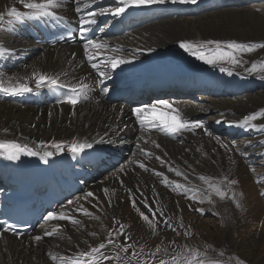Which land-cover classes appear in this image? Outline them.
I'll return each instance as SVG.
<instances>
[{
  "label": "bare ground",
  "instance_id": "bare-ground-1",
  "mask_svg": "<svg viewBox=\"0 0 264 264\" xmlns=\"http://www.w3.org/2000/svg\"><path fill=\"white\" fill-rule=\"evenodd\" d=\"M241 2L197 0L193 4L167 0L113 15L121 6L119 0H62L57 14L80 25L84 12L75 11L77 6L97 13L96 23L84 27L99 26L109 17L93 39L104 47H90L87 52L85 43L54 47L35 43L28 33L32 18L9 23L6 16L0 22V46L13 53L0 57V75L6 74L5 80L0 79L3 84L26 83L33 89L24 95L0 92V140L15 141L41 154L52 152L59 168L85 179L84 190L65 206L66 211L55 212L72 219L46 218L33 233L20 239L0 232V264H66L69 259L94 264L80 253L100 243L107 246L96 254L99 264H159L164 258L182 256H193L192 264H264V200L259 199L264 196V131L259 127L264 125V117L253 121L258 125L255 129L239 126L245 116L264 109V48L237 53L242 61L239 65H212L181 48L182 41L169 42L175 37L170 35L172 29H177L185 31L184 41L200 45L205 52L216 47L207 41H220L224 49L231 41L264 43V0ZM13 7L29 11L21 0H0V13ZM101 9L106 11L101 13ZM113 28L121 31L116 34ZM154 44L162 48L157 51ZM113 58L126 62L112 68ZM93 63L100 66L106 78L99 76ZM168 64L175 69L182 67L183 75L153 80L149 85L147 78H155L154 73ZM253 64L256 70L248 71ZM33 73L57 78L59 86L37 88ZM139 80L142 82L135 83ZM202 84L205 86L198 87ZM80 85L87 87L78 105L48 104L45 100L53 88ZM244 90L254 95L246 101L233 99L234 92ZM161 100L179 109L186 122L202 117L203 127L189 126L175 133L147 125L141 128L134 112L137 107L156 104L157 112L175 115L172 109L157 103ZM73 141L93 147L73 153L69 150ZM7 162L0 151V184ZM140 162L147 170L139 167ZM157 172L164 173L169 183H163ZM224 177L236 180L242 191ZM173 181L184 187L177 188ZM210 184L224 191L225 197L217 196ZM89 192L93 195L85 199ZM242 193L246 198L240 200ZM145 201L157 210L159 222L149 224L142 219L141 212L150 216ZM200 208L203 213L197 211ZM85 210L91 215H85ZM255 212V219L262 220L256 231L251 227ZM165 219L171 227L162 222ZM53 229V235H44ZM121 232L124 235L118 234ZM37 235L43 238L36 241ZM109 237L113 244H107ZM121 245L128 246V251ZM157 247L160 252H156Z\"/></svg>",
  "mask_w": 264,
  "mask_h": 264
},
{
  "label": "snow or ice",
  "instance_id": "snow-or-ice-1",
  "mask_svg": "<svg viewBox=\"0 0 264 264\" xmlns=\"http://www.w3.org/2000/svg\"><path fill=\"white\" fill-rule=\"evenodd\" d=\"M21 2L24 5V8L28 9L29 11H20L17 10L16 8H11L7 13H0V22L5 21L6 16L9 17V23L12 21H24L26 18H44V17H52L56 20L62 19L57 14V9L62 7V0H21ZM75 2H79V0H75ZM167 0H119V5L115 8V10L112 12L113 15H121L125 13V11L130 8V7H140V6H150L154 4H164L166 3ZM171 2L176 3V2H183V3H193L195 4L197 0H171ZM75 11L77 12H84V16L81 18L80 23L82 25H90L96 23L94 17L97 15L96 12L94 11H86L85 9L80 8L77 6L75 8ZM106 10L101 9L100 12L104 13ZM107 11H112V10H107ZM89 29L86 27L81 28V35H84L87 33ZM207 44L210 45H215L216 47L208 52L202 51L201 46L197 45L191 41H182L180 43V47L185 49L186 51H189L192 55L197 56L200 60L205 61L208 64L215 65L217 63L221 62H228L232 65H239L241 64V60L237 58V53L240 52H252L255 50V48H264V43L257 44V45H244L237 43L235 41H231L227 43V48H221V42L220 41H207ZM92 47L95 49H101L104 47L103 44L98 43L96 40H87L84 44V49L85 52L88 51V49ZM12 50L0 46V57H3L5 55H11ZM93 57L89 56V60H92ZM123 59H118V58H113L111 61V67L116 68L118 65L125 63ZM92 67L96 70V72L99 73V76L102 78H106V73L104 71H101V68L98 64L93 63ZM261 68H264V64L261 65ZM221 70H224L223 68ZM248 71H255L256 70V65L253 64L251 69H247ZM33 76L35 77V84L37 88L43 87V86H52L56 87L59 86V80L57 78L45 75L43 73L37 74L33 73ZM86 85H80L79 88L72 89L74 95H69L66 97V102L72 105H75L79 103L81 94L84 93L86 89ZM33 89L26 83H19L17 85H11L5 87L3 84L2 79H0V92H4L5 94L9 95H24L25 93L31 92ZM107 91V89H105ZM85 98H87L85 96ZM160 105H164L167 108L172 109V112L175 113V115H172L170 113L166 112H157V105H151V106H141L137 107L134 109V112L136 114L137 119L140 122L141 128H144L145 125L148 126V128H155L159 127L161 131H165L168 133H175V132H180L182 129H186L189 126L191 128L196 129V128H202V122L200 121H184L181 118V114L179 109H174L172 106L169 104L168 101L166 100H161L157 102ZM148 113L146 116L145 114ZM258 117H264V109L254 112L252 114H249L243 118V120L239 123V126L241 127H248L255 129L258 127L256 123H253V121H256ZM260 130L264 131V125H260ZM101 143L104 141L101 140ZM155 143V142H153ZM225 148L228 147V145H223ZM55 147L59 150H63L61 148L60 144H55ZM93 145L90 143H85L81 144L76 141H73V143L70 145L69 150L72 151L73 153H79L84 151L86 148H92ZM156 147H159L157 144ZM0 150H3L9 159L11 160H19L20 159V154L25 150L21 145L16 143L15 141H0ZM142 151H144L142 149ZM28 155H38L39 153L29 151L27 153ZM146 155H151V153L145 152ZM52 152H46L45 156H52ZM159 159V158H158ZM139 167L144 168L147 170L146 165L143 162L139 163ZM123 171V169H121ZM155 171V170H153ZM156 175H159L163 178L162 182L167 184L169 181L167 180V177L164 176V173L157 172L155 173ZM178 175H182L181 173H178ZM201 179H205L204 177H201ZM225 181H228L227 177H224ZM123 183V181H121ZM175 184L177 188H183L184 186L181 184H178L176 182H171ZM229 184H235L237 183L235 180L228 181ZM210 189L215 192V194L221 198H224L226 193L222 191L219 187H216L215 185L210 184L209 185ZM194 191V190H193ZM104 192L107 193L108 189H104ZM93 193L89 192L87 193V197H91ZM209 199L211 197L209 196ZM72 202L69 201V204ZM110 203V201H109ZM133 206H135L136 201L132 200ZM145 207L147 208L149 215H145L143 212L140 213L142 219L145 222H148L149 224H152L153 221H157V210H154L152 206L147 205L145 201ZM197 211L203 213L204 209L200 208L197 209ZM85 215H91L87 210H85ZM161 217L163 216V213L161 212L159 214ZM72 219L71 217H64L63 215L57 216L56 213L50 212L48 213L47 219ZM74 223L79 224V220H73ZM159 222V221H157ZM164 224H166L168 227H171V223L169 220L165 219L162 221ZM116 223H119L116 221ZM11 227V226H10ZM121 228H123V225H120ZM180 227H183V224L180 225ZM56 230L53 229L51 232H44L45 236H51L54 234ZM175 231V229H173ZM119 235H124V233H118ZM185 235H191V233L185 232ZM43 237L40 235H37L34 237L36 241H40ZM114 241L110 237L107 239V244H113ZM174 243V241H173ZM107 245L105 243H100L98 247L92 248L90 251L82 252L80 253V257H87L90 258L94 264H99V262L96 259V254L100 253L101 249H104ZM123 251L127 252L128 251V246L121 245L120 246ZM156 252H160V248H156ZM53 259H56V257H52ZM119 259V255L116 257ZM104 259H110L109 257H104ZM176 258L173 257V262L175 264ZM66 264H85V262L82 259H69L66 261ZM159 264H166L164 260H160ZM188 264H191V261L188 262ZM242 264V262H241Z\"/></svg>",
  "mask_w": 264,
  "mask_h": 264
},
{
  "label": "rangeland",
  "instance_id": "rangeland-1",
  "mask_svg": "<svg viewBox=\"0 0 264 264\" xmlns=\"http://www.w3.org/2000/svg\"><path fill=\"white\" fill-rule=\"evenodd\" d=\"M243 3H247L248 2V0L246 1V2H244V0H241ZM241 2V3H242ZM214 6V5H213ZM213 9L215 8V7H212ZM173 30V32L174 33H170V35L172 36L173 34H174V38H170L169 39V42L170 43H172V42H181V41H184V40H186L187 39V35L184 33L185 31H183V30H177V29H172ZM169 43V44H170ZM168 44V45H169ZM154 46H155V48H156V50L158 51L159 49H161L162 47L159 45V44H154ZM168 69V70H167ZM174 71L175 70V68H171V65H169L168 64V66H167V68H164V69H162V70H159L158 71V73L157 74H159V73H166V72H170V71ZM5 76H6V74H2V72H1V75H0V78H2V79H6L5 78ZM171 76H173V77H175L174 76V74H172ZM4 80H2L3 81V83H4ZM19 83V82H18ZM11 85L13 84V83H10ZM15 85V84H14ZM4 86H9V84H4ZM205 85L204 84H202L201 86H198V87H204ZM196 91H198V89L196 90ZM217 92V91H216ZM250 91H248V90H244V91H237V92H234L233 93V99H239V100H241V101H246V100H248L249 98H250V96L251 95H254V94H250L249 93ZM168 94V93H167ZM219 94H223L222 92H217V95H219ZM195 118V117H194ZM197 118V117H196ZM198 119H200V122H202V117H198ZM202 119V120H201ZM127 127V126H126ZM222 136H226V133L225 132H221L220 133ZM236 141H239V139H236ZM236 181V180H235ZM235 185L237 186V187H239V189H240V185L239 184H237V183H235ZM241 190V189H240ZM242 191V190H241ZM246 197H245V194L244 193H242L241 195H240V200H243V199H245ZM259 199L261 200V199H263L264 200V196L262 197V196H260L259 197ZM250 204V203H249ZM238 207V206H237ZM68 210H69V208H68ZM60 211H62V212H65L66 210L63 208V209H61ZM62 212H60V213H62ZM257 216V212H255V215H253L252 217H251V221L254 223L251 227H252V230H254V231H256L257 230V228H261V224H262V220L260 221V219H255V217ZM204 219H206L205 217H203ZM256 220H258L257 222H256ZM233 222H234V219H233ZM255 225V226H254ZM256 229V230H255ZM164 261L166 262V264H174V262H173V259H165L164 258ZM189 261H191L192 263L194 262V257L193 256H182V258L181 257H179V259H176V261H175V264H181V263H185V264H188V262ZM191 263V264H192Z\"/></svg>",
  "mask_w": 264,
  "mask_h": 264
}]
</instances>
